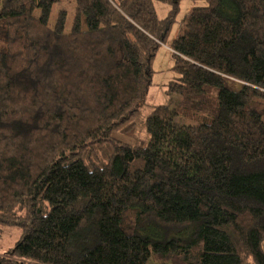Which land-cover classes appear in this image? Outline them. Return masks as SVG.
Segmentation results:
<instances>
[{"label":"trees","instance_id":"1","mask_svg":"<svg viewBox=\"0 0 264 264\" xmlns=\"http://www.w3.org/2000/svg\"><path fill=\"white\" fill-rule=\"evenodd\" d=\"M59 1L0 0V264H264V0L193 6L149 112L179 0Z\"/></svg>","mask_w":264,"mask_h":264},{"label":"rangeland","instance_id":"2","mask_svg":"<svg viewBox=\"0 0 264 264\" xmlns=\"http://www.w3.org/2000/svg\"><path fill=\"white\" fill-rule=\"evenodd\" d=\"M204 4V0H179L178 8L172 15L169 32L164 42L157 47L150 64L153 72L151 76V84L149 85L144 98V107L146 112H149L152 106L157 104L174 106L177 100L180 99L179 95L167 93L165 90V84L176 76V73L172 70L174 59L170 44L172 39L182 33L185 19L191 8L193 6ZM154 7L157 16L159 18H163L169 14L172 5L164 1L155 0ZM59 9H64L67 12L65 27L66 29H69L74 13V1L60 0L55 3L50 11V23H53ZM228 85L233 89L239 87L238 83L235 82H228ZM185 123H188V121ZM20 235V227L5 225L1 230L0 253L7 252L14 245ZM146 264H157V261L150 259Z\"/></svg>","mask_w":264,"mask_h":264},{"label":"crops","instance_id":"3","mask_svg":"<svg viewBox=\"0 0 264 264\" xmlns=\"http://www.w3.org/2000/svg\"><path fill=\"white\" fill-rule=\"evenodd\" d=\"M262 249L264 250V241L262 242Z\"/></svg>","mask_w":264,"mask_h":264}]
</instances>
